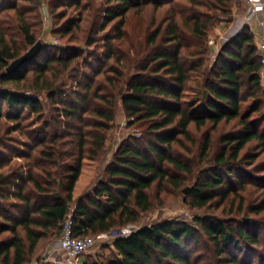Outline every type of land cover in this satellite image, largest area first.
<instances>
[{
	"label": "trees",
	"instance_id": "1",
	"mask_svg": "<svg viewBox=\"0 0 264 264\" xmlns=\"http://www.w3.org/2000/svg\"><path fill=\"white\" fill-rule=\"evenodd\" d=\"M44 1L0 0V264H45L39 255L60 237L71 209L75 238L132 230L113 238L105 261L81 264H264V224L248 215H196L191 223L131 229L153 208L150 190L176 192L185 181L180 175H192L174 155L175 147L194 143L191 128L206 129L200 158H208L211 132L234 120L236 130L221 137L215 167L196 180L188 206L220 207L254 184L262 198L249 210L240 198L236 213L264 212V177L245 169L256 157L241 156L249 144L264 153V88L250 29L206 67L208 31L232 22L237 0ZM43 4L50 33L67 37L66 47L41 42L33 60L7 75V66L38 42ZM148 9L153 30L142 44L125 45L127 17ZM192 80L204 93L196 103L185 101ZM118 102L128 125L142 133L122 140L95 182Z\"/></svg>",
	"mask_w": 264,
	"mask_h": 264
},
{
	"label": "rangeland",
	"instance_id": "2",
	"mask_svg": "<svg viewBox=\"0 0 264 264\" xmlns=\"http://www.w3.org/2000/svg\"><path fill=\"white\" fill-rule=\"evenodd\" d=\"M45 3V1L43 0ZM248 10L247 4L245 0H237L236 5L233 8V19L232 22H225L219 23L215 22L211 26L210 30L207 34V41H206V50H207V61L206 67L212 68L220 50L222 47L235 35V33L240 32V26L238 24L236 27L233 24L234 21V13L237 11L240 15H246ZM132 13V12H131ZM129 14L127 17V22L125 25L126 30V40L125 45H140L143 43L145 34L147 30L151 32L154 27L148 28L150 20L152 18V11L150 9L144 11L142 14ZM70 14V13H69ZM2 17L4 16L1 15ZM41 19H42V27L41 31L38 35V41H41L45 44H53L57 48H65L66 47V40L67 37L59 38L58 36H53L50 33L51 27V18L49 16L48 8L45 4L41 7ZM62 22V21H61ZM110 26V25H109ZM109 26L103 31H108ZM260 33L255 31L254 42L255 48H257L258 37ZM92 53L94 52V47H90ZM97 52L101 50L96 48ZM85 52H90L86 47H83ZM96 51V50H95ZM51 53H55L54 51ZM257 56L259 55L258 50L256 49ZM86 56V55H84ZM90 60V59H89ZM110 65V63H108ZM107 64V65H108ZM75 71H71V75L75 76ZM260 80L261 86L264 88V75L260 71ZM67 87L70 86V82L67 83ZM201 83L198 80H192L188 85V91L185 94V101L188 103H196L197 101L203 100L204 93L201 89ZM14 88V86H9ZM251 101L249 100L246 104L242 105L241 110L244 111L246 108L245 106L249 104ZM51 106H44L43 114L47 118H51ZM237 121L234 120L228 124H221L216 131L211 132V143L208 151V158H200V145L202 143V134L206 132V129H202L201 131L196 132L193 128H191V134L194 140L193 144L188 142H184L183 146L185 149L175 147L174 148V155L177 159L185 162L190 166L193 173L190 177H187L183 174L180 176L185 180L181 187L176 191L173 192L171 187L163 188L162 191L157 192L154 189L149 191L150 201L153 205V208L150 212L144 214L141 219L139 220L138 224L131 229H137L143 226H148L156 222H160L163 220H182L188 223L192 222V218L196 215H208V216H221L225 219H233V218H241L243 215H248L251 218H256L260 221V224H264V212L260 215H253L242 213L237 215V206L240 198L243 200V208L245 210H249L252 208L263 196L261 190H259L256 185L251 184L247 185L244 190H238L239 198L229 197L228 202L222 203L219 207L217 203H213L207 209L195 211L191 210L188 206V203L191 199V190L195 186V182L198 178H204L207 176V172L214 169L213 160L215 159L218 151L221 149L220 139L223 135L235 131ZM264 126V124H263ZM260 127L259 130H261ZM142 133L141 128L138 124L128 125V120L123 112L120 102L117 104L115 120L113 122L112 128L107 132L106 135V143H105V154L103 158L107 156L110 157L111 153L116 151L120 143L124 138L128 136L135 135L138 136ZM253 144H249L242 152L241 156L245 153H252V156H255L256 159L252 163L251 167H246L245 169L256 177H264V153L261 151L253 150ZM111 159V157H110ZM103 160V159H102ZM102 164H105V161H102ZM208 160V162H207ZM110 161V160H109ZM100 162V164H101ZM248 164V163H247ZM248 166V165H246ZM100 170V169H99ZM169 170V169H168ZM173 173V172H171ZM101 172L97 173L96 181H99L102 178ZM256 180V179H255ZM188 190L186 194L183 193L184 190ZM232 205V211L229 209ZM95 240L94 246L85 253L81 261H88L91 262L93 260L101 261L105 258H109L110 250H111V243L110 241L113 239L108 238H101L93 237ZM58 240V239H57ZM57 240L50 242L48 245H45L43 250L41 251L39 258L40 260L45 263L43 260L44 256L47 254V250L53 249L57 247ZM107 246V248H106ZM53 259V258H52ZM35 261H32L30 264H33ZM53 262V260H52ZM48 264V263H45Z\"/></svg>",
	"mask_w": 264,
	"mask_h": 264
},
{
	"label": "built area",
	"instance_id": "3",
	"mask_svg": "<svg viewBox=\"0 0 264 264\" xmlns=\"http://www.w3.org/2000/svg\"><path fill=\"white\" fill-rule=\"evenodd\" d=\"M248 10L245 16L246 22H250L256 15L264 9V0H245ZM257 50L260 56L261 73L264 75V32L258 37ZM132 230H121V234L116 237L127 236ZM115 237L111 235H101V238ZM95 244L93 237L75 238L73 236L72 209L61 223V234L57 240V247L53 249L58 256V260L53 264H81L82 256L87 253Z\"/></svg>",
	"mask_w": 264,
	"mask_h": 264
},
{
	"label": "crops",
	"instance_id": "4",
	"mask_svg": "<svg viewBox=\"0 0 264 264\" xmlns=\"http://www.w3.org/2000/svg\"><path fill=\"white\" fill-rule=\"evenodd\" d=\"M245 16L246 15H243V14L240 15L236 11L234 13V21H233L234 26L236 27V25L238 24V27L240 26V30L243 27H247L248 29H250V31L253 33L254 36H255V31L256 32H259V33L264 32V9L262 11H260L256 15V17L253 18L250 22H246ZM236 34L237 33H235V35ZM112 154H113V152L111 153L110 157L112 156ZM110 157L107 156L106 159H105V157L103 158L102 161H105V164H102L103 162H101V164L99 165V168H98V172H101V173L104 172L105 166L108 164V162L110 160ZM111 242H112V240L110 241V243ZM111 248H112V245H111ZM53 249H50V250L48 249L47 250V254L43 258V260L45 261V263L53 264L54 262H56L58 260V256L56 254H54L55 252L53 251ZM52 260H53V262H52ZM33 264H38V263L35 261Z\"/></svg>",
	"mask_w": 264,
	"mask_h": 264
},
{
	"label": "water",
	"instance_id": "5",
	"mask_svg": "<svg viewBox=\"0 0 264 264\" xmlns=\"http://www.w3.org/2000/svg\"><path fill=\"white\" fill-rule=\"evenodd\" d=\"M42 46L41 41L36 42L35 45H33L26 53H24L22 56L19 58L13 60L5 69V73L7 75L14 74L17 70H19L24 64L30 62L33 60L38 52L40 51ZM187 189L183 191L184 194L187 193ZM121 234V230L113 231L111 233V236L116 237Z\"/></svg>",
	"mask_w": 264,
	"mask_h": 264
}]
</instances>
